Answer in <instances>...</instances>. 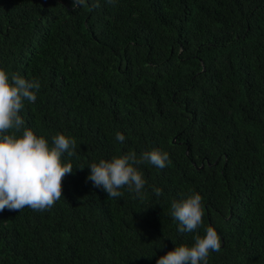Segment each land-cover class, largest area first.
<instances>
[{
  "label": "trees",
  "instance_id": "obj_1",
  "mask_svg": "<svg viewBox=\"0 0 264 264\" xmlns=\"http://www.w3.org/2000/svg\"><path fill=\"white\" fill-rule=\"evenodd\" d=\"M95 3L0 0V67L41 83L20 115L77 145L50 208L0 211V264H155L208 226V264H264V0ZM153 148L170 163L140 166V197L87 179L92 161ZM192 191L203 223L178 233L170 204Z\"/></svg>",
  "mask_w": 264,
  "mask_h": 264
},
{
  "label": "clouds",
  "instance_id": "obj_2",
  "mask_svg": "<svg viewBox=\"0 0 264 264\" xmlns=\"http://www.w3.org/2000/svg\"><path fill=\"white\" fill-rule=\"evenodd\" d=\"M106 2L114 4L117 0ZM85 3L86 0H72L76 7ZM92 6H99V0ZM40 88L38 79H27L0 67V211L50 208L62 196V178L74 170L65 157L75 155V139L56 133L49 141L43 135L34 134L20 115L26 101H36ZM115 140L123 143L124 134L117 131ZM145 163L163 169L170 163L169 153L153 148L99 158L87 165V179L93 186L102 188L107 196L122 197L121 189L126 188L140 197L146 185L140 166ZM152 191L156 196L162 194V189L156 186ZM170 215L177 221L178 233L196 231L203 223L202 196L192 191L179 200L173 199ZM174 245L155 264H208L209 253L220 251L221 239L215 228L208 226L203 235L194 237L193 243Z\"/></svg>",
  "mask_w": 264,
  "mask_h": 264
}]
</instances>
